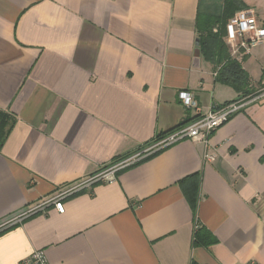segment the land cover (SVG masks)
<instances>
[{
	"label": "crops",
	"instance_id": "obj_1",
	"mask_svg": "<svg viewBox=\"0 0 264 264\" xmlns=\"http://www.w3.org/2000/svg\"><path fill=\"white\" fill-rule=\"evenodd\" d=\"M248 9L264 28V0H0V223L242 102L207 144L181 141L1 233L0 264L35 251L50 264H264V42L236 56L226 44L246 99L200 49Z\"/></svg>",
	"mask_w": 264,
	"mask_h": 264
},
{
	"label": "built area",
	"instance_id": "obj_2",
	"mask_svg": "<svg viewBox=\"0 0 264 264\" xmlns=\"http://www.w3.org/2000/svg\"><path fill=\"white\" fill-rule=\"evenodd\" d=\"M225 41L233 56L240 53L246 55L253 46L264 42V28L260 25L253 10L248 9L239 11L228 21L226 25ZM180 99L185 108L189 109L195 107L197 111H199L191 93L187 91L181 92ZM241 103L242 102L229 103L211 110L208 113L199 114L193 121L173 131L157 136L150 145L144 147L134 155L123 158L109 167L102 169L97 174L67 187L41 204L26 207L19 213L0 223V234L17 226L24 219L43 212L49 206H54L59 213H64L65 206L63 201L67 197L88 189L97 183H114L117 180V174L119 172L181 141L190 140L207 144L210 135L226 124L232 116L241 109ZM23 264L50 263L45 251H35L23 262Z\"/></svg>",
	"mask_w": 264,
	"mask_h": 264
},
{
	"label": "trees",
	"instance_id": "obj_3",
	"mask_svg": "<svg viewBox=\"0 0 264 264\" xmlns=\"http://www.w3.org/2000/svg\"><path fill=\"white\" fill-rule=\"evenodd\" d=\"M226 25L225 32L222 33L214 34L212 31H207V36L201 38L200 49L206 60L213 65L216 74L215 80L232 87L241 94V99H246V96L250 94L249 76L243 70L241 64L229 53L224 41Z\"/></svg>",
	"mask_w": 264,
	"mask_h": 264
},
{
	"label": "water",
	"instance_id": "obj_4",
	"mask_svg": "<svg viewBox=\"0 0 264 264\" xmlns=\"http://www.w3.org/2000/svg\"><path fill=\"white\" fill-rule=\"evenodd\" d=\"M199 54H200V52H199V51H197V52H196V56L198 57V56H199Z\"/></svg>",
	"mask_w": 264,
	"mask_h": 264
}]
</instances>
